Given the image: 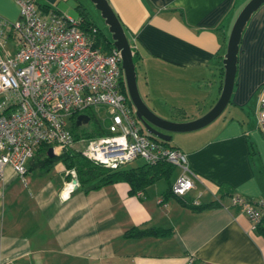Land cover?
<instances>
[{
	"label": "crops",
	"instance_id": "1",
	"mask_svg": "<svg viewBox=\"0 0 264 264\" xmlns=\"http://www.w3.org/2000/svg\"><path fill=\"white\" fill-rule=\"evenodd\" d=\"M36 1L74 19L79 5L90 6V0ZM107 1L136 44L148 108L177 123L206 115L222 93L231 30L250 0ZM18 18L14 0H0V28ZM5 49L0 54H13L15 42ZM263 93L264 6L242 36L232 104L209 126L171 134L169 142L199 178L185 202L219 201L220 208L196 212L173 196L165 199L177 168L169 180L131 195L127 183L85 191L62 162L34 169L25 183L8 167L0 183V264H187L190 256L202 264H264V238L230 197L264 200ZM4 100L0 95V105ZM133 228L170 235L126 239Z\"/></svg>",
	"mask_w": 264,
	"mask_h": 264
},
{
	"label": "built area",
	"instance_id": "2",
	"mask_svg": "<svg viewBox=\"0 0 264 264\" xmlns=\"http://www.w3.org/2000/svg\"><path fill=\"white\" fill-rule=\"evenodd\" d=\"M14 2L19 19L4 22L0 28V49L6 50L10 39L16 45L13 54H0V95L5 96L0 105V183L8 167L25 183L28 164L41 145L52 147L55 153L72 148V116L103 108L110 136L82 139V154L112 169L138 159L148 165L170 164L180 170L172 194L185 199L199 178L189 168L183 151L149 134L137 118L124 90L120 51L114 47L106 52L96 46L80 29L78 19L54 10L46 12L36 0ZM258 129L264 134V93ZM193 203L201 205L199 200ZM231 203L256 230L264 218V200L233 194ZM187 264L202 263L190 256Z\"/></svg>",
	"mask_w": 264,
	"mask_h": 264
},
{
	"label": "trees",
	"instance_id": "3",
	"mask_svg": "<svg viewBox=\"0 0 264 264\" xmlns=\"http://www.w3.org/2000/svg\"><path fill=\"white\" fill-rule=\"evenodd\" d=\"M19 8V7H18ZM43 10H51L48 7H42ZM54 10V9H53ZM80 20V29L86 34L90 35L95 40V45L102 47L106 52H110L114 49V43L111 38V34L105 28H101L97 22L92 18L89 11L82 5L77 7ZM56 11V10H54ZM59 12V11H58ZM61 13V12H60ZM20 17V11H19ZM19 19V18H18ZM16 22V21H15ZM137 53L134 52V63L137 70ZM138 73V71H137ZM124 90L128 98L129 105L133 107V104L127 93V87L125 85L124 79ZM232 104V100L230 102ZM91 110H87L85 113L91 118L94 117L90 114ZM80 114H74L70 120L71 122V132L75 139V144L72 148L64 150L58 156H49V151L52 147L47 145H41L35 157L31 160L32 166L28 169L29 172L37 168H43L50 166L57 162H62L69 171H74L77 175V179L80 183V187L85 191L99 190L103 187L118 184L127 183L131 187L130 194L135 195L138 192L145 191L149 187L153 186L156 182L160 180H169L172 173L175 171V167L167 163H159L157 165H148L144 163L143 165L136 168H127V165L121 166L117 169H112L105 167L99 163H95L82 154L83 148L81 145L82 139H97L110 136V132L107 131L105 127L97 122V126L89 130L80 129L77 125L78 117ZM90 120V122H91ZM89 122V123H90ZM84 126V125H83ZM82 127V126H81ZM167 146L173 147L169 142L165 143ZM253 154V152H252ZM30 161V162H31ZM172 186L164 194V198L167 199L173 196L171 191ZM232 195H230L231 197ZM175 197V196H173ZM177 198L183 205L191 208L196 212H203L207 210L218 209L221 207L219 201H215L205 205L196 206L193 202H185V199ZM256 232L264 238V218L261 223L257 225ZM169 231H164L161 229H139L133 228L126 232V239H138L144 237H166L169 236Z\"/></svg>",
	"mask_w": 264,
	"mask_h": 264
},
{
	"label": "water",
	"instance_id": "4",
	"mask_svg": "<svg viewBox=\"0 0 264 264\" xmlns=\"http://www.w3.org/2000/svg\"><path fill=\"white\" fill-rule=\"evenodd\" d=\"M91 1L101 13L103 20H105V23L109 29L108 32L111 34V38L114 43V47L120 51L122 55V67L124 70L129 98L136 110L137 118L143 124L144 128L149 134L158 137L163 141L170 142L171 134L189 133L203 129L216 121L224 113L232 100L238 70V56L243 33L252 16L262 6H264V0H250L240 12L234 23L228 41L227 53L223 61L225 70L224 83L222 93L217 103L203 117L185 123H177L165 120L157 116L148 108L139 91L138 73L133 59L134 53L122 23L107 0ZM90 120L91 118L88 115H81L78 117L77 125L79 127L88 125ZM51 155V157L55 156L54 150H52ZM76 184L77 181L75 180L74 185Z\"/></svg>",
	"mask_w": 264,
	"mask_h": 264
},
{
	"label": "rangeland",
	"instance_id": "5",
	"mask_svg": "<svg viewBox=\"0 0 264 264\" xmlns=\"http://www.w3.org/2000/svg\"><path fill=\"white\" fill-rule=\"evenodd\" d=\"M89 5H90V6H88V7H89V11L91 12L93 18H94L95 21L98 23V25H99L101 28H105L106 30H109V29H108V26H107L106 23H105V20H103V18H102L101 13L97 10L95 4H94L91 0H90ZM73 16H74L75 18H78V14H77V13H74ZM138 72H139V69H138ZM139 73H140V72H139ZM138 78H139V77H138ZM138 81H139V82H138V83H139L138 86H139V88L142 90V88H141V86H140V84L142 83V78H140ZM142 93H143V92H142ZM90 114H91L92 116H94V117L92 118L91 122H90L88 125H84V126L80 127L81 130H82V129H84V130H85V129H86V130H89V129H92L93 127H96L98 121H99V123H101V125H102L103 127L106 128V127L108 126V119H107L108 114H107V112H106L105 109H103V108L92 109L91 112H90ZM70 127H71V122H70ZM87 140H88V139H87ZM84 146H85V145H81V148H85ZM52 150H53V149H51V150L49 151V156H50V157L52 156V155H51ZM143 164H144L143 160H138V161H135V162H133V163L127 165V168H136V167H139V166H141V165H143ZM33 174H34V177H35V178H39V171L34 172ZM45 174H47V173H45ZM162 182H164V181H162ZM23 186H24V185H23Z\"/></svg>",
	"mask_w": 264,
	"mask_h": 264
},
{
	"label": "bare ground",
	"instance_id": "6",
	"mask_svg": "<svg viewBox=\"0 0 264 264\" xmlns=\"http://www.w3.org/2000/svg\"><path fill=\"white\" fill-rule=\"evenodd\" d=\"M131 47H132V45H131ZM133 53H134V51H133ZM134 107V106H133ZM135 109V108H134ZM51 149H53V148H51Z\"/></svg>",
	"mask_w": 264,
	"mask_h": 264
},
{
	"label": "flooded vegetation",
	"instance_id": "7",
	"mask_svg": "<svg viewBox=\"0 0 264 264\" xmlns=\"http://www.w3.org/2000/svg\"><path fill=\"white\" fill-rule=\"evenodd\" d=\"M84 115H87L86 113Z\"/></svg>",
	"mask_w": 264,
	"mask_h": 264
}]
</instances>
